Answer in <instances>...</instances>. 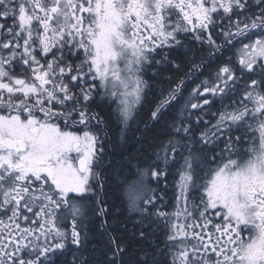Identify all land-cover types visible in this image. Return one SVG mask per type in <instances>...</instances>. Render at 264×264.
Segmentation results:
<instances>
[{
  "label": "snow or ice",
  "instance_id": "6c2138e0",
  "mask_svg": "<svg viewBox=\"0 0 264 264\" xmlns=\"http://www.w3.org/2000/svg\"><path fill=\"white\" fill-rule=\"evenodd\" d=\"M0 264H264V0H0Z\"/></svg>",
  "mask_w": 264,
  "mask_h": 264
},
{
  "label": "trees",
  "instance_id": "16d2710c",
  "mask_svg": "<svg viewBox=\"0 0 264 264\" xmlns=\"http://www.w3.org/2000/svg\"><path fill=\"white\" fill-rule=\"evenodd\" d=\"M142 126L143 125L141 124L140 130L138 131L136 125L133 124V127H136L135 128L136 131L133 133H130L131 135L129 136L127 143L125 144L116 143V147L114 148L115 152L118 155V158H116L115 161H112V167H111V170H109V174L112 176V182H110V188L116 190L117 196H121V197L124 196V192L121 187V184L124 181V178L129 177V182L131 179L135 178L134 170L130 172L129 168L126 166V162L132 156H135L137 154L136 150L140 147V145L136 141H137V138L141 137V132H143V130L141 129ZM116 132L117 131L115 129V132H114L115 137H117ZM133 163H135V161H133ZM121 172L123 173V175H121ZM166 181L168 184L166 189L168 190L171 187V192H172L173 187L171 185L172 182H170V178L167 177Z\"/></svg>",
  "mask_w": 264,
  "mask_h": 264
},
{
  "label": "flooded vegetation",
  "instance_id": "af4514ba",
  "mask_svg": "<svg viewBox=\"0 0 264 264\" xmlns=\"http://www.w3.org/2000/svg\"><path fill=\"white\" fill-rule=\"evenodd\" d=\"M152 75V72H151V70H149V72L147 73V75H146V79L149 77V76H151ZM150 83H153L152 81H150ZM110 105H108V104H104L100 109H98L99 111H101V114L102 115H107V113L110 111ZM110 123V126H111V131L109 132V137H111L112 138V141H113V143L114 144H116V143H119V144H125V143H127V140H128V138H129V136L131 135L130 133H133V132H135L136 131V127H133V125H132V128H131V130L128 132V134H127V140L126 141H124V142H121V141H119V138H118V136L117 137H115V134H114V132H115V129H116V127H115V125L114 124H111V122H109ZM141 129L142 130H144L143 129V126L141 127ZM117 131V130H116ZM257 135H258V133H257ZM109 151H110V155L107 157V161H108V163H110L111 164V167H112V161H115V159L116 158H118V155H117V153L115 152V149H113L112 148V145H109ZM109 170H111V168L109 169ZM169 178H170V182H172V187L174 188V175L173 174H170L169 176H168ZM167 179V178H166ZM170 185V186H171ZM156 186V185H155ZM167 186H168V184H167ZM125 187H126V185H125ZM160 187L161 188H163L164 187V184H161L160 185ZM174 191V190H173ZM173 191L171 192V187H170V189H166L165 190V193H166V204H169V206H171L172 204H173V200H174V196H173ZM169 195V196H168ZM170 197V198H169Z\"/></svg>",
  "mask_w": 264,
  "mask_h": 264
},
{
  "label": "rangeland",
  "instance_id": "374dc122",
  "mask_svg": "<svg viewBox=\"0 0 264 264\" xmlns=\"http://www.w3.org/2000/svg\"><path fill=\"white\" fill-rule=\"evenodd\" d=\"M177 179V177H174V180ZM153 187H155V184H153ZM175 194V184H174V191H173V196ZM173 203H174V200H173ZM169 205V204H168Z\"/></svg>",
  "mask_w": 264,
  "mask_h": 264
}]
</instances>
